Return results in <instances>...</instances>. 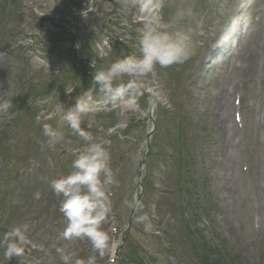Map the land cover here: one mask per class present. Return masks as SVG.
Instances as JSON below:
<instances>
[{"label":"rangeland","instance_id":"rangeland-1","mask_svg":"<svg viewBox=\"0 0 264 264\" xmlns=\"http://www.w3.org/2000/svg\"><path fill=\"white\" fill-rule=\"evenodd\" d=\"M11 1L15 5L8 10L0 0V52L8 53L0 59V239L18 226L28 228L18 234L23 254L11 260L5 253L13 241L2 239L0 264H65L64 255L70 257L67 264L90 255H96V264H110L124 236L120 264H194L195 252L217 248L239 264H256L258 254L264 263V0H232L224 15L216 11L215 0H164L161 24L172 25L183 11L176 26L201 21L202 29L195 55L183 64L157 65L145 78L141 92L154 96L155 123L149 119V98L125 97V104L103 99L99 85L92 91L95 107L81 128L102 143L108 164L112 157L116 161L115 171L109 167L115 186L108 185L116 197L101 226L110 237L103 257L88 238L63 236V197L50 181L73 170L85 141L61 121L58 105L63 111L74 107L92 90L98 70L140 56L139 37L149 18L139 6L125 11L119 0H96L94 7L95 0ZM236 26L239 37L228 35ZM218 41L222 44L215 47ZM237 97L242 98V131L235 122ZM5 103L11 106L4 109ZM44 124H62L63 139L54 147L46 143ZM115 125L121 129L114 132ZM153 128L142 177L144 200L128 232L139 195V163ZM164 163L171 171L162 168ZM164 186L168 193H162ZM192 212L195 218H189ZM143 215L147 219L140 221ZM256 217L261 235L253 229ZM200 231L215 247L198 243Z\"/></svg>","mask_w":264,"mask_h":264},{"label":"clouds","instance_id":"clouds-1","mask_svg":"<svg viewBox=\"0 0 264 264\" xmlns=\"http://www.w3.org/2000/svg\"><path fill=\"white\" fill-rule=\"evenodd\" d=\"M122 8L127 11L139 6L140 11L148 18L139 37L140 56H126L118 59L106 70H98L94 74L92 90L84 92L76 100L74 107L63 111V105H58L62 110L61 121L66 123L71 130L85 143L72 162V171L67 175L50 181V187L57 196H62L60 212L67 220L63 231L65 239L88 238L91 241L94 253L103 257L110 249V237L103 230L102 224L106 221L110 211V193L108 185L114 183L112 170L108 166V155L101 142H96L91 133L81 128V120L95 107L92 91L99 85V94L103 99L111 102L121 101L129 103L125 97H134L141 94L145 88V78L159 65L167 68L172 65L183 64L196 53L199 41L195 39L200 35L202 22L197 21L195 27L191 24L176 26L179 18L184 16L180 11L174 18L172 25L165 26L159 22V12L164 0H119ZM232 0H215L216 11L224 15L230 8ZM187 15H192V8L187 9ZM129 76L126 82L122 77ZM73 89L67 88L71 93ZM11 105L5 103L4 109ZM62 124L53 127L44 124L43 134L47 137L46 143L54 147L63 139L60 130ZM36 193V198H39ZM140 205L138 204V207ZM147 219L146 215L139 220ZM27 225L18 226L6 235V239L13 242L7 246L5 253L8 260L18 257L24 252V244L18 234L27 232ZM27 237L25 235V241ZM65 264L69 261V255L62 257ZM75 264H96V255H90L86 260L77 259Z\"/></svg>","mask_w":264,"mask_h":264},{"label":"bare ground","instance_id":"bare-ground-1","mask_svg":"<svg viewBox=\"0 0 264 264\" xmlns=\"http://www.w3.org/2000/svg\"><path fill=\"white\" fill-rule=\"evenodd\" d=\"M237 33H238V32H237ZM228 35H232V32H229ZM232 36L234 37V36H236V35L233 34ZM220 41L222 42V40H220ZM220 41H218L217 43H215V47H218V45H220V43H221ZM221 44H222V43H221ZM254 57H255V55L252 57V60L255 59ZM254 67H255V66H252V67L250 68V69H252V72H253V68H254ZM257 67H258V65H257ZM226 117H227V116H226ZM224 123H225V120L222 118V116H220V117H219V129H220V130H221V129H225V128H224ZM225 131H226V130H225ZM226 132H227V131H226Z\"/></svg>","mask_w":264,"mask_h":264},{"label":"trees","instance_id":"trees-1","mask_svg":"<svg viewBox=\"0 0 264 264\" xmlns=\"http://www.w3.org/2000/svg\"><path fill=\"white\" fill-rule=\"evenodd\" d=\"M195 141H199L200 142V140H195ZM199 235H200V240H198V242H201L202 241L203 244L204 243L206 244L207 241L205 240L206 238L203 236L202 231L199 232Z\"/></svg>","mask_w":264,"mask_h":264},{"label":"water","instance_id":"water-1","mask_svg":"<svg viewBox=\"0 0 264 264\" xmlns=\"http://www.w3.org/2000/svg\"><path fill=\"white\" fill-rule=\"evenodd\" d=\"M141 166H142V164H141ZM140 178H141V173L139 174V179H140ZM140 199H141V197H140ZM133 214H134V212H133ZM133 214H132V215H133Z\"/></svg>","mask_w":264,"mask_h":264}]
</instances>
